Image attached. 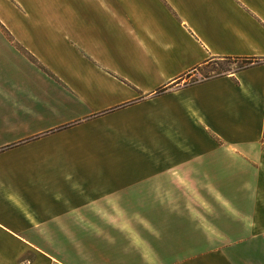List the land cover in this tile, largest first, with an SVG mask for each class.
<instances>
[{"label": "crops", "instance_id": "crops-1", "mask_svg": "<svg viewBox=\"0 0 264 264\" xmlns=\"http://www.w3.org/2000/svg\"><path fill=\"white\" fill-rule=\"evenodd\" d=\"M217 185L264 233V0H0V264H238Z\"/></svg>", "mask_w": 264, "mask_h": 264}, {"label": "rangeland", "instance_id": "rangeland-1", "mask_svg": "<svg viewBox=\"0 0 264 264\" xmlns=\"http://www.w3.org/2000/svg\"><path fill=\"white\" fill-rule=\"evenodd\" d=\"M243 61L244 60H235L231 58L213 61V64L215 63L214 71L218 69H225V68L237 66L241 64ZM203 76H207V75H203ZM248 174H249V171L247 169L240 170L241 176L248 177ZM216 193L220 196L221 200H225L224 195L227 196V194H229L227 197H230L231 186H227V185L208 186V200L212 202L211 199L213 198L214 199L213 202L218 204L217 205L218 208L216 209V212H215L217 214L216 220L223 222L226 225L224 227L223 234H221L220 232H217L216 234L218 238V244H219V239L221 237L223 238L221 239L223 240L225 245H232V244H235V242L240 241L238 248L236 246L235 248L230 247L229 249H226V252L230 257H233L234 260L238 262V264H264V233L254 235V234H247V233H243L239 231L238 233L235 231L232 232L229 227L230 226L229 210L227 209V207L222 208L221 205H219L220 203H218L217 200L215 199L216 197L214 194ZM241 197L243 196L241 195ZM176 203L182 204V202H176ZM192 203L194 204L193 208L195 209L196 208L199 209L200 207H202L197 202H192ZM204 203L207 204V202H204ZM227 229L229 230V232H226ZM212 235L213 234L209 233L210 238H212L211 237ZM213 238H215V236H213Z\"/></svg>", "mask_w": 264, "mask_h": 264}, {"label": "built area", "instance_id": "built-area-1", "mask_svg": "<svg viewBox=\"0 0 264 264\" xmlns=\"http://www.w3.org/2000/svg\"><path fill=\"white\" fill-rule=\"evenodd\" d=\"M200 79H202V76H200L199 74H194L191 81L200 80Z\"/></svg>", "mask_w": 264, "mask_h": 264}]
</instances>
